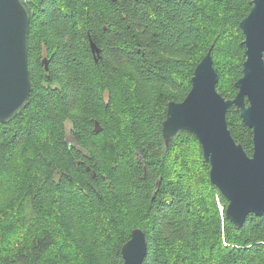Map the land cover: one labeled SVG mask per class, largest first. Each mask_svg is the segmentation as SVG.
Instances as JSON below:
<instances>
[{"label":"trees","instance_id":"trees-1","mask_svg":"<svg viewBox=\"0 0 264 264\" xmlns=\"http://www.w3.org/2000/svg\"><path fill=\"white\" fill-rule=\"evenodd\" d=\"M251 2L28 0L33 89L26 107L0 122V170L14 158L21 170L17 182L5 181L21 230L0 241V264H54L47 253L56 249L67 264H92L78 246L97 242L81 231L93 211L106 218L96 216L102 264H122L134 228L145 233L141 264H264V215L234 226L197 138L181 130L166 145L161 133L167 103L183 100L209 49L217 91L235 96L245 50L239 22ZM226 121L251 154V129L234 105ZM106 142L113 154L105 158ZM74 196L82 200L75 209Z\"/></svg>","mask_w":264,"mask_h":264},{"label":"water","instance_id":"water-1","mask_svg":"<svg viewBox=\"0 0 264 264\" xmlns=\"http://www.w3.org/2000/svg\"><path fill=\"white\" fill-rule=\"evenodd\" d=\"M31 10L28 0H0V122L7 123L29 103L33 83L28 59ZM244 35L242 75L234 82L233 98L216 89L219 80L210 49L193 69L190 89L179 102L169 101L162 121L168 145L181 130L192 133L209 162V179L227 200L226 218L240 227L249 214L264 215V0H252L239 22ZM94 55L99 48L91 41ZM47 69V59L42 61ZM234 105L251 129L253 149L247 154L227 126L226 113ZM94 131H101L98 121ZM145 233L131 231L121 246L122 264H141Z\"/></svg>","mask_w":264,"mask_h":264},{"label":"rangeland","instance_id":"rangeland-1","mask_svg":"<svg viewBox=\"0 0 264 264\" xmlns=\"http://www.w3.org/2000/svg\"><path fill=\"white\" fill-rule=\"evenodd\" d=\"M127 72H130V71L128 70ZM126 77L129 78L130 80L132 79L131 76H129V75ZM126 77L124 78L125 81H126ZM128 92H129V90H128ZM70 130H71V125H70V123L67 122L66 139L69 143L74 144L75 140L72 137ZM123 136L125 139H128L127 137H130L129 135H123ZM108 143L109 142L102 144L103 149H104L105 158L108 156L111 157L113 154V149H112V147L111 148L108 147ZM16 161L17 160H15V158H14V161L9 165V167L7 168L6 171L4 170V168L2 170H0V241H1V243H2V241L8 243L9 239H11L13 237H18V235L20 234V230H21V229H18V227H19L18 220H15L16 224L14 223L15 217L13 215V207H12L13 203H11V198H12L11 196L12 195L10 194V190L8 189V185H7L8 183H5V181L8 178L11 181L17 182V180L21 176V173H20L21 170L17 166ZM4 166H5V164H4ZM15 182H14V185H15ZM81 201L82 200L80 199L79 196H76L75 198H71L70 203L73 204V206H72L73 209H75L74 203H77V202L81 203ZM82 209H83V207H82ZM219 209L222 212V206H220V204H219ZM84 211H86V210L83 209V212ZM53 212H54V217L58 220V222H56V223L60 224V222L63 218L61 212L56 211V210H54ZM96 216H98L100 218V220H104V222H105L106 218L104 217V215L102 213L96 214V212H94V211L92 213L88 212V216H87V219L89 220L88 226L81 228V231L86 236L91 234V233H94V235L96 236L97 242L90 241L87 244H84V246H83V243H79L78 248H81V252L86 254V256H87L85 258L87 260H90L92 264L93 263L94 264H102L103 260H101V258H98V253H99V247H100L99 240H100V238L104 237V234L95 233L98 229ZM108 239H109V242L113 241V237L108 238ZM68 243H69V241H67V239H65L64 241H62L61 239L59 240V246L62 247L63 251H68L70 254H74V256H75L76 253L74 251V248H70V247L68 248ZM47 254H48L47 258L49 260L52 259L54 264H67V262H68L67 261L65 263L66 257H62L57 252V249L54 251H49ZM91 254H93V257L90 256ZM58 257L63 258V260L59 259ZM70 264H72V262Z\"/></svg>","mask_w":264,"mask_h":264}]
</instances>
